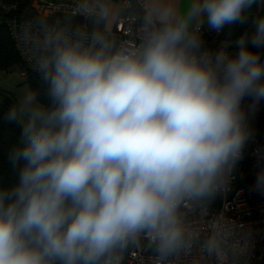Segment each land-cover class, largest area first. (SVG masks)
Returning a JSON list of instances; mask_svg holds the SVG:
<instances>
[{
	"label": "clouds",
	"instance_id": "obj_1",
	"mask_svg": "<svg viewBox=\"0 0 264 264\" xmlns=\"http://www.w3.org/2000/svg\"><path fill=\"white\" fill-rule=\"evenodd\" d=\"M260 2L154 8L135 49L100 31L44 33L34 72L48 103L29 88L2 117L20 135L8 153L18 181L0 187V264H115L141 238L162 257L188 243L182 203L226 181L264 101V62L248 46L264 48V15L236 54L229 41L207 49L202 28L244 24ZM97 15L111 16L107 0ZM253 187L264 194V169ZM224 243L213 234L204 248Z\"/></svg>",
	"mask_w": 264,
	"mask_h": 264
},
{
	"label": "built area",
	"instance_id": "obj_2",
	"mask_svg": "<svg viewBox=\"0 0 264 264\" xmlns=\"http://www.w3.org/2000/svg\"><path fill=\"white\" fill-rule=\"evenodd\" d=\"M19 1L0 0V24L8 29L24 70H34L35 58L42 51L40 42L48 30L62 29L73 38L77 31L86 37L100 31L109 35L117 48L135 49L148 27L147 0H121L123 11L111 27L102 29H97L91 19H100L97 5L103 0H23L34 17L23 14ZM133 7L139 8L142 14L131 11ZM59 15L78 20L65 22L57 18ZM217 34L202 28L204 45L213 52L222 45ZM248 46L264 62V48ZM227 50L236 54L239 49L229 44ZM248 125L251 136L243 158L226 181L210 197L182 203L179 211L188 243L162 257L150 241L141 238L117 256L115 264H264V194L253 187L256 174L264 169V101L250 114ZM213 234L225 243L222 251L208 253L204 242Z\"/></svg>",
	"mask_w": 264,
	"mask_h": 264
},
{
	"label": "trees",
	"instance_id": "obj_3",
	"mask_svg": "<svg viewBox=\"0 0 264 264\" xmlns=\"http://www.w3.org/2000/svg\"><path fill=\"white\" fill-rule=\"evenodd\" d=\"M21 7H23V14L29 17L33 16L34 13L30 7L23 0L19 1ZM131 11L141 15L142 12L139 8H132ZM34 17V16H33ZM58 19L70 22L77 21L78 18L70 16H57ZM91 23L97 28H103L102 19H91ZM21 65L23 70L24 66L17 52V49L13 43V40L9 34L8 29L4 24H0V68H7L11 65ZM26 75V82L29 88L39 92V99L42 103L47 104V97L44 94V86L39 80V77L34 70H24ZM14 104L12 96L0 89V187H11L18 181V169H14L8 160L9 151L18 142L20 135V128L15 125L6 123L3 120V113L10 105Z\"/></svg>",
	"mask_w": 264,
	"mask_h": 264
},
{
	"label": "crops",
	"instance_id": "obj_4",
	"mask_svg": "<svg viewBox=\"0 0 264 264\" xmlns=\"http://www.w3.org/2000/svg\"><path fill=\"white\" fill-rule=\"evenodd\" d=\"M104 1V0H103ZM107 3L111 7V16L107 20H102L103 28H109L113 25L117 16L123 11L121 7V0H107ZM186 4V0H147V5L151 11L157 7L171 6L176 9L177 12L183 10ZM264 15V0L258 5H254L250 11L248 20L244 24H235L232 26H226V28L218 33V38L221 43L229 41V44H234L235 41L244 33H247L251 37L254 32L253 21L257 16ZM204 27H207L206 25ZM249 45H251L249 43Z\"/></svg>",
	"mask_w": 264,
	"mask_h": 264
},
{
	"label": "rangeland",
	"instance_id": "obj_5",
	"mask_svg": "<svg viewBox=\"0 0 264 264\" xmlns=\"http://www.w3.org/2000/svg\"><path fill=\"white\" fill-rule=\"evenodd\" d=\"M22 71V66L18 64L0 68V88L12 92L16 99L21 97L25 90L29 89L26 75Z\"/></svg>",
	"mask_w": 264,
	"mask_h": 264
},
{
	"label": "water",
	"instance_id": "obj_6",
	"mask_svg": "<svg viewBox=\"0 0 264 264\" xmlns=\"http://www.w3.org/2000/svg\"><path fill=\"white\" fill-rule=\"evenodd\" d=\"M0 89L3 90V91L8 92L12 96V98L14 100V104L17 102V99H16V97L14 96V94L12 92H10L9 90L3 89V88H0Z\"/></svg>",
	"mask_w": 264,
	"mask_h": 264
}]
</instances>
